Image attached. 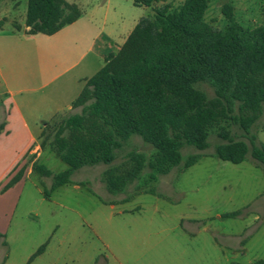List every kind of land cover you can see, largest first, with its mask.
Masks as SVG:
<instances>
[{
	"label": "rangeland",
	"instance_id": "obj_1",
	"mask_svg": "<svg viewBox=\"0 0 264 264\" xmlns=\"http://www.w3.org/2000/svg\"><path fill=\"white\" fill-rule=\"evenodd\" d=\"M66 1L81 10L75 23L53 36H22L18 45L7 47L26 59V72L43 79L29 87L41 88L39 93L58 88L62 105L77 98L82 89L79 77L93 76L105 64L104 55L115 52L142 18L153 16L154 8L163 5L139 7L135 0ZM184 1L170 0L171 11ZM226 3L233 6L245 29L262 24L264 0H209L205 15L209 24L218 29L226 26L222 14ZM27 7L28 0H0V23L5 14L11 20L4 23L5 33L14 30L13 22L25 25ZM15 55L8 57L9 67H18ZM54 77V82L42 88ZM197 88L209 100L215 98L209 85ZM5 90L0 78V100ZM56 109L57 116L46 128L50 140L65 117L81 111ZM46 113L39 111L38 117L43 119ZM221 125L236 140L249 143L230 121ZM263 128L264 108L250 131L258 145H264ZM33 130L38 132L36 127ZM219 131L218 127L210 131L207 150H183L184 161L199 155L197 164L187 170L183 165L174 167L157 181L150 180L153 171L149 168L156 150L133 136L111 165L75 171L72 182L50 192L49 197L44 191H50L53 180L34 172L33 163L43 164L53 174L69 167L50 150L49 141L41 148L44 138L38 139L18 162L20 167L6 175L0 167V233L6 242L0 241V264H254L264 260V167L250 155L240 164L218 159L215 148L223 143ZM133 154L145 158L141 174L121 192H110L106 172L123 173L133 164ZM24 165L26 175L21 183L3 191ZM234 212L240 215L225 217ZM45 244L44 253L29 262Z\"/></svg>",
	"mask_w": 264,
	"mask_h": 264
},
{
	"label": "trees",
	"instance_id": "obj_2",
	"mask_svg": "<svg viewBox=\"0 0 264 264\" xmlns=\"http://www.w3.org/2000/svg\"><path fill=\"white\" fill-rule=\"evenodd\" d=\"M169 1L135 0L139 7L163 5L154 8L153 16L142 18L118 53L109 54L104 66L86 81L72 103V109L81 111L65 117L51 140L48 125L43 128L41 148L49 141L50 150L69 167L53 174L43 164L33 163L34 172L53 180L50 191H44L46 197L70 184L73 173L83 167L111 165L133 136L156 150L149 162L151 181L174 167L183 165L187 170L197 164L200 156L184 161L183 150H207L210 131L217 127L223 140L215 148L218 159L240 164L250 155L264 167V145L250 135L264 108V7L262 24L245 29L233 6L226 3L222 14L227 24L218 29L205 19L209 0H185L173 11ZM80 17V8L66 0H28L27 34L52 36ZM202 84L213 89V100L197 88ZM228 121L245 133L249 143L231 136L221 125ZM5 127V122L0 123V135ZM132 162L123 173L106 172L110 192H121L141 174L144 156L133 154ZM25 171L24 165L3 191L20 182ZM4 238L0 233V241ZM46 246L29 262L43 254Z\"/></svg>",
	"mask_w": 264,
	"mask_h": 264
},
{
	"label": "crops",
	"instance_id": "obj_3",
	"mask_svg": "<svg viewBox=\"0 0 264 264\" xmlns=\"http://www.w3.org/2000/svg\"><path fill=\"white\" fill-rule=\"evenodd\" d=\"M3 12L5 13L6 10H3ZM4 20L5 21L1 23L2 25L0 26V78L2 85L6 90L3 93L5 98L0 100V114L2 115L0 123L5 122L6 127L4 132L0 135V167H4L3 174L6 175L17 167H20L18 162L24 157V155H26V153L31 152L30 150L32 146L38 142V139H40L43 128L57 116L54 114L55 111H57V109L54 110V107L71 108L72 103L76 98L62 105L58 88H53V91L51 90L48 93H39L41 88L29 87L40 83L43 79L35 72L29 70L26 72L24 70L26 59L20 54L15 53V51L11 52V49H7V47L18 45L22 36L34 37L37 35L31 36L27 34L29 28L26 26V20L25 25L14 24L13 22L14 30H12L11 33H5L3 30L4 23L11 20H7L6 14L4 15ZM22 30H24L25 35H21ZM121 47L122 46L117 47L115 52L111 53H118ZM109 54L104 55V61ZM14 55L18 60L16 64L18 67H9V61H7L9 59L8 57ZM68 59L69 58L65 59V61L67 62ZM69 62L70 61H68V63ZM73 65L68 66L65 71L68 72L72 70L74 67ZM91 77L82 76L78 78L82 83V89L84 88L86 81ZM54 80L55 77L51 78L47 83L42 85V88L49 83L54 82ZM82 89L79 90L76 97L79 96ZM24 95L27 96L25 97ZM39 111L44 112V114L47 112L43 119L38 117ZM35 127L38 128L37 133L33 130ZM7 142H10L9 146H7ZM18 143L20 145H18ZM19 183H21V181L15 185H18Z\"/></svg>",
	"mask_w": 264,
	"mask_h": 264
}]
</instances>
